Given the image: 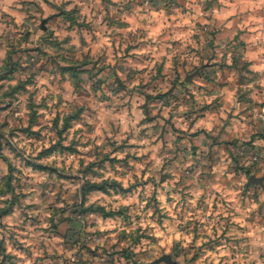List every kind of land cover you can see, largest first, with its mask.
Here are the masks:
<instances>
[{"label":"rangeland","instance_id":"1","mask_svg":"<svg viewBox=\"0 0 264 264\" xmlns=\"http://www.w3.org/2000/svg\"><path fill=\"white\" fill-rule=\"evenodd\" d=\"M80 1L54 0L52 19L40 3L34 17L0 18V264H24L16 253L32 264H264V184L248 185L264 178V51L221 44L199 17L193 28L188 0H140L152 33L135 52L130 4ZM153 154L162 175L149 174ZM236 191L259 207L240 223L221 215L215 239L185 249L160 235L179 225L199 239L210 210L235 212Z\"/></svg>","mask_w":264,"mask_h":264},{"label":"clouds","instance_id":"2","mask_svg":"<svg viewBox=\"0 0 264 264\" xmlns=\"http://www.w3.org/2000/svg\"><path fill=\"white\" fill-rule=\"evenodd\" d=\"M38 2L40 3L42 7L45 8V10H47V6L44 4L43 0H38ZM114 2L119 3L121 6V9H123V6L125 4H131L133 3V0H114ZM193 2H195V0H193ZM96 3L99 4L100 0H96ZM220 3L226 5L229 11H222L220 9H217L216 11L210 13V15H212L214 19H220L222 17L223 21L226 22V27H231V25L235 23L232 17L247 14V20L241 23L242 26L248 27L250 31H255L258 37L264 35V16L256 15L257 12L264 11V0H220ZM133 9L134 11L132 15L139 16L141 13H143L145 16H148L151 14L150 10L146 11V6L144 8H140L138 2L134 4ZM127 14L128 13H126V15ZM160 14L161 13H157V15H160ZM205 15L206 14L203 12V10L200 9L196 12V16L190 17V22H192L193 28L195 26L196 18L199 17L200 19L204 20ZM205 22H208V21L205 20ZM129 31H132V29H129ZM261 67L262 69H264V65H261ZM261 85L262 87H264V81L261 82ZM52 103H55V101H52ZM41 111H42V114L45 115V117L49 121L51 120L52 116L55 115V112L49 114L47 112H44L43 110ZM201 123H202L201 121H198L197 127H199ZM132 126L133 128H135L136 126L135 122L133 123ZM77 127H80V125H77ZM209 130H211V128ZM96 143L100 144L101 141H96ZM129 143L130 144H135V143L146 144L147 141H143V140L137 141L134 139V140L129 141ZM52 159L55 160L56 157H52ZM151 159L156 161V165L154 166V168L149 174L152 175V174L159 173L162 175L163 171L166 170L163 168L164 160L157 159L155 154L152 155ZM144 178L147 179L148 177L145 176ZM164 187H167V184H165ZM237 197H240L239 191H236L234 195L232 196V198L228 201L229 209L234 208L235 212H230L228 209H225L223 204L219 205L221 212L213 213L212 210L209 211L208 215H214L215 218L211 222H207L206 217L201 220V223L204 225V227L203 229H201L199 239H196V233L191 228L180 230V226L176 225L177 230L173 231L171 228H168L167 223L165 224V227L168 228V235L165 236L163 232H161L160 235L163 236L164 240H166L169 243L180 242L182 247L185 249H188L189 245L193 244V241H195V247L199 248L206 242L207 239L209 238L215 239L217 235L222 234V230L224 229V221L220 219L221 215H223L225 219H227L228 217H231L233 222L240 223L246 219V215H245L246 213H251L255 211L256 209H258L259 205L254 202L248 203L246 201L247 207H244L240 203V200L243 199V197H240V199H237ZM262 201H264V197H262ZM236 213H239L240 215L236 216ZM148 215L150 216L151 213H149ZM148 223H151V221L149 220ZM241 226L244 227L245 225L241 223ZM153 227H155V225H153ZM214 228H215V233L213 231ZM204 232L207 233V236L204 235ZM246 235L251 236V235H255V233L249 232V233H246ZM21 242L27 244V240H22ZM8 251L12 252L13 249L9 247ZM192 251H194V249H190L189 254H191ZM225 254H226L225 252H221V256ZM16 255L20 256V259L24 261V264H32V262L29 261L26 256H23L20 253H16ZM197 264H199V262H197ZM217 264H219V261H217ZM226 264H232V262L229 260L226 262Z\"/></svg>","mask_w":264,"mask_h":264},{"label":"crops","instance_id":"3","mask_svg":"<svg viewBox=\"0 0 264 264\" xmlns=\"http://www.w3.org/2000/svg\"><path fill=\"white\" fill-rule=\"evenodd\" d=\"M50 1H51L50 3H52L54 0H50ZM76 1L77 3L82 5V2L80 0L79 1L76 0ZM188 1L193 3L191 7L196 12L200 10L199 8L201 7L203 12L206 14L204 21L205 20L208 21V22H205L203 29L205 31H212L216 33L219 37H221L220 38L221 44L224 45L226 44V42H228L229 44L230 41H233L236 39L237 43L239 42L240 44H246V48H248V52H252L253 55H257L258 52H263L262 50H264V35L258 37L255 31H250L248 27H244L241 24L247 20V14L232 17L235 23H233L231 27H226V22L223 21L222 17L220 19H214L213 16L210 15V13L216 11L217 9H220L222 11H229L226 5L220 3V0H195V2H193V0H188ZM43 2L47 6V10H45V8L42 6L39 8L41 10L40 11L41 13L42 12L45 13L43 18L45 19L56 18L58 14L52 9L53 7L51 6V4L45 2L44 0ZM36 3H39L38 0H10V2L9 0H0V18H2L3 16H7L6 18L8 19L12 20L16 18L17 19L16 21H18L20 17L25 18V15L23 14H27L26 15L27 17L31 15H33L34 17L36 16L35 14L36 12L35 4ZM135 3L136 2L131 3L130 4L131 8L125 10V17H126L125 19H128V21L130 20V22L132 23L131 25L130 24L128 25V28H126L127 31L129 32L128 34H130L131 36H134V39L137 36H138L137 38H140L139 36H143V38L139 39V41L141 42L139 44L140 47L138 46L139 47L138 48L136 45L135 48L132 49L133 51L136 50L135 52H137L138 49L146 48L147 44L145 42L144 36H147L148 34L152 32H148L149 29H151V27L147 24L148 16H145L143 13H141L139 16L132 15L134 11L133 6ZM138 3L139 4L141 3L140 0ZM139 6L140 8H144L142 7L141 4ZM100 12L101 10L98 11V13ZM126 13L128 14L126 15ZM256 15L264 16V11H259L256 13ZM98 17L102 18L103 16L102 14H100L98 15ZM138 19L142 20V22L138 23L139 26L137 24L134 25L133 23H136ZM26 23L27 25H29L30 23L29 19H27ZM165 24L166 23L164 21L162 23L163 25L162 29H165L164 28ZM170 25H171L170 27H173L172 23ZM129 29H132V31H129ZM109 31H113V30L109 29ZM249 61L252 63V66L254 67H258L259 65H261V62L256 60L255 56L250 58Z\"/></svg>","mask_w":264,"mask_h":264},{"label":"water","instance_id":"4","mask_svg":"<svg viewBox=\"0 0 264 264\" xmlns=\"http://www.w3.org/2000/svg\"><path fill=\"white\" fill-rule=\"evenodd\" d=\"M45 23H46V20H44L43 23H42V26H43L44 29H46ZM251 184L262 185V184H264V178H257L256 176H251L249 178L248 185H251ZM163 261H169V258L168 257H163V258H161L159 260H156L155 262H153L151 264H160Z\"/></svg>","mask_w":264,"mask_h":264}]
</instances>
